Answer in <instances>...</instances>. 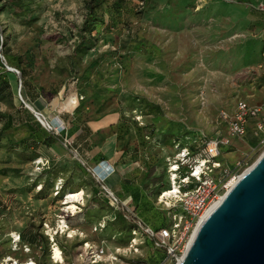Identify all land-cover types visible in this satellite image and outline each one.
Segmentation results:
<instances>
[{
    "label": "rangeland",
    "instance_id": "1",
    "mask_svg": "<svg viewBox=\"0 0 264 264\" xmlns=\"http://www.w3.org/2000/svg\"><path fill=\"white\" fill-rule=\"evenodd\" d=\"M89 1L0 0V58L12 69L19 58L27 72L25 78L7 69L0 72L2 264L41 261L40 249H15L13 240L23 235L30 241V235L43 233L56 241L51 250L60 249L64 264H94L86 244L108 254L127 250L118 261L103 258L97 264H138L164 257L144 235L132 240L131 233L115 227L95 232L113 208L97 193L99 176L78 165L82 161L74 149L55 140L52 147L28 150L29 156H39L34 161L18 158V144L30 139V132L11 127L6 116L22 109L17 97L22 79L32 82L38 96L36 103L26 98L30 107L54 126L58 112L100 124L96 146H90L96 156L87 165L89 172L96 169L106 176L102 160H113L116 168L107 186L117 189L128 207L134 202L122 182L136 181L142 174L143 182L133 186L142 188L154 204L156 215H148L152 222L164 218L169 229L185 220L173 198L166 203L159 199L176 178L172 166L180 150L177 144H192L199 135L209 140L218 131L225 135L221 116L232 113L240 99L264 103V0H103L98 12L103 22L86 32ZM82 36L89 50L78 53ZM72 57L76 72L71 76ZM75 95L79 101L72 110ZM263 140L250 126L245 137L232 138L215 178L230 181L240 162L248 163L243 171L254 166L264 153ZM62 184L68 194L57 197ZM75 193L84 195L76 210H70L68 196ZM192 235H186L185 245Z\"/></svg>",
    "mask_w": 264,
    "mask_h": 264
},
{
    "label": "built area",
    "instance_id": "2",
    "mask_svg": "<svg viewBox=\"0 0 264 264\" xmlns=\"http://www.w3.org/2000/svg\"><path fill=\"white\" fill-rule=\"evenodd\" d=\"M1 57L5 59L2 55ZM5 66L8 71H14L21 74L18 70L10 68L8 64H5ZM18 98L25 108L32 110L31 112L48 132H51L56 136H63V143L66 148L73 149V141L67 137V135H64L68 133V127L66 124L58 118V124L54 126L48 121L44 114L35 111L30 107L29 101L26 99L28 97L22 87L21 81L18 90ZM221 124L225 127V135L222 134V131H218V133L209 140H205V138L201 136L196 140L194 150H191L190 147L186 146H176V149H180L177 154L175 165L172 166V173L176 178L174 179L172 189L162 193L159 199L166 203L170 198H173V201L181 207L185 214L184 223H176L172 229L154 231L152 228L144 226L142 222H137L139 230L143 231L144 235L154 242L157 249L167 251L168 258L163 264H166L167 262H176L179 264L181 262L189 244L188 242V244L185 245L186 235L191 231H193L194 235L195 231L200 226L201 219L209 211L212 205L218 202L230 191V181L245 172L243 170L248 166V163L240 162L237 166L236 173L233 174L230 181H225L224 179L219 180L214 176L215 172L222 168L219 158L222 155L224 148H230L233 145L232 138L245 137L249 126L257 135H264V103L253 104L247 100L240 99L232 113L228 114L224 112L222 114ZM261 145L264 146V140ZM74 152L77 155L76 158H78V151L74 150ZM90 172L99 176L100 180L97 183L100 186L101 195L109 201L110 205L116 210L125 209L128 213H131L130 209L123 204V201L116 192L107 186V179L113 175L114 169L112 168V171L105 169L106 176L98 174L96 169H92ZM62 188L63 184L56 192L57 197ZM168 193H172V195L167 196ZM105 227L106 222H101L95 229V232H101ZM139 230L133 232L132 240L141 238ZM182 230L184 233H181ZM46 236L50 239V236ZM50 242L53 248V246L56 245V241L51 238ZM86 245L91 251L90 256L93 259L94 264H97L98 259L101 261L103 258L118 261V258L127 251L126 249L119 248L115 253L108 254L104 248L94 250L89 244ZM13 246L15 249H25L26 252L30 251L28 246H22L21 235L14 238ZM130 246H132L131 243ZM8 259H10L9 261H12L11 258ZM3 261H6L5 258H3ZM52 261L54 264H64L63 259L60 261L57 259L55 249L51 250V262ZM4 262L0 259V264ZM31 263L36 264L31 260L25 264ZM138 264L151 263L138 262Z\"/></svg>",
    "mask_w": 264,
    "mask_h": 264
},
{
    "label": "trees",
    "instance_id": "3",
    "mask_svg": "<svg viewBox=\"0 0 264 264\" xmlns=\"http://www.w3.org/2000/svg\"><path fill=\"white\" fill-rule=\"evenodd\" d=\"M238 2L248 3L246 0H239ZM102 5H103V0H90L87 3L86 8L88 11V16H87V20L84 24L83 30H85L86 32H88V31L91 32V31H93L96 24L103 22V18L98 14L99 10L102 8ZM0 33H1V27H0ZM2 45L4 46V43ZM77 49H78V53H84L87 50H89V46L87 45V41H86V38L84 36H82L81 42L79 43ZM71 59H72V61L70 63L69 69H70V74L72 76L76 72V63H75V60L73 57ZM5 60H6V58H5ZM19 61H20L19 58L16 59V62H17L16 69H18V71L20 73H22L24 78H25L27 75V72L20 65ZM8 66L12 67L11 65H8ZM5 69H7V68H6L5 64L3 63L2 59L0 58V72H1V70H5ZM0 79H4V78L0 77ZM4 81H5L4 83H6L7 85L9 84V81H7L6 79ZM1 84H2V81L0 82V86H1ZM21 84H22V87L26 93V96L29 98V100L33 103H36L38 96L35 92V86L32 84V82L28 79H22ZM18 90H17V93H18ZM17 97H18V94H17ZM21 105H22L21 106L22 109H19L14 114L7 115L6 118L8 119L11 127L23 126L29 130L30 139H28L26 141L24 140L18 144L19 149H21V151H22V154H18V158L25 159V157H26V160L28 162H31V161H34L39 156H37V154L34 156H32V155L29 156L27 154L28 150H30L36 146H40V145L44 146V147H52L55 144H57V142L55 140H57L58 142H63L64 137L63 136L62 137H60V136L52 137L51 135H48V133H50V132H48L42 126V124L37 120L35 115L29 109L25 108L22 103H21ZM77 131H79V130L77 129L76 132ZM84 131L88 132L89 139L92 140V142H88L89 144L87 146H85L84 150L80 149L78 147V145L81 143V141L86 140V136L80 135V137H78L79 140H77L78 142L76 143V141L73 140V138L69 137V133L64 134V135H67V137H69L73 141V149L78 151L79 157H80L82 162L77 161V160H75V161H77L78 165L81 166L82 168H84L89 175H92L91 172H89V170L87 168V165L90 164V161L92 159L89 158V156L86 154L87 153L86 149L88 148L90 151V146H92V145L96 146L94 139H95V136L99 135L100 133H96L92 137V135H90L92 133V131L90 129H87ZM198 137L200 138L201 135H199ZM196 140H197V137L192 144H184L183 143V145H182L181 143H179V144H177V146H179V147H185L186 146V147H190L191 150H194ZM105 161H106V159L102 160V162H105ZM149 167L150 166H147V169ZM141 171H142V173H145V171L143 169H141ZM143 179H144V176L141 174V177H139L136 181L128 180V179L123 180L122 184H124V186H126V188L130 189V194L132 195L134 206H132L133 208L131 206L130 207L127 206L130 209L131 213H128L125 209L116 210L115 208H113L111 206L113 208V209H111L112 213H111L110 217H107V219H105V222H106L105 229H107L108 227H115L114 229L118 230L119 232L127 231V232L131 233L132 238H133V232L139 230V226H138L137 222H142V224L144 226L150 227L154 231H159L162 229H169V227H167V225L164 222V218L160 219L159 224H157L156 222H152V219L148 216V215H156L155 214V206L152 202H150V200H148V198L146 197L145 192H144V190H142V188L133 186L134 184L140 185V183L143 182ZM124 186H123V188H124ZM95 187L97 189L98 195L101 198H104L101 195L100 186L96 181H95ZM169 190H170V188L164 190L162 193L167 192ZM66 194H68L66 191V184H63V188H62V190L58 196L63 197ZM116 194L118 195L117 192H116ZM118 196L120 197V195H118ZM104 199L107 200L106 198H104ZM120 199L122 200L121 197H120ZM107 202L109 203L108 200H107ZM173 210H175V209H172L171 211H173ZM182 212H183V210H182ZM183 214H184V212H183ZM97 215H98V213H97ZM159 216H160V214H159ZM86 219H90V216H86ZM100 223L101 222H99L98 224H100ZM104 230H102V231H104ZM139 232L141 233V235H144L143 231L139 230ZM147 239H149V238H147ZM21 240H22V246H28L30 248V250H32V249H38V250L40 249L41 250L42 260L39 261L35 258L37 264H51V246H52V244L50 242L49 237H47L44 233L43 234H35V235H30V241H27L26 238L23 237V235H21ZM149 240L152 241L151 239H149ZM58 244H59V240H58ZM153 246L155 247L154 242H153ZM60 248L66 253V256H67L66 248L63 245H60ZM155 249L158 250L157 248H155ZM159 250H162V249H159ZM162 252H164V257L160 261H156V262L150 261L148 263L163 264L168 258V253L166 250H162ZM1 258L2 257L0 256V259ZM28 258H30V257H27L25 259V261Z\"/></svg>",
    "mask_w": 264,
    "mask_h": 264
},
{
    "label": "water",
    "instance_id": "4",
    "mask_svg": "<svg viewBox=\"0 0 264 264\" xmlns=\"http://www.w3.org/2000/svg\"><path fill=\"white\" fill-rule=\"evenodd\" d=\"M179 264H264V153L198 227Z\"/></svg>",
    "mask_w": 264,
    "mask_h": 264
},
{
    "label": "crops",
    "instance_id": "5",
    "mask_svg": "<svg viewBox=\"0 0 264 264\" xmlns=\"http://www.w3.org/2000/svg\"><path fill=\"white\" fill-rule=\"evenodd\" d=\"M238 3H240V2H238ZM240 4H249V3H240ZM58 114H59L58 115L59 120L63 121L66 124V126L68 127L69 137L73 138V140H75L76 143L78 142L77 140H79L78 137H80V135L86 136V140L81 141V143L78 145V147L82 150H84L85 146H87L89 144L88 142H92V140L89 139L88 132L87 131L85 132L84 130L90 129L92 131V133L90 134V135H92V137L94 134L101 131V126L98 122H81L82 120H80L79 118L74 116L72 113L58 112ZM77 129L79 131L76 132ZM86 150H87L86 154L89 156V158H91L93 160L94 157L96 156L95 151H93V148L90 151L88 148ZM104 164H105V169H107L109 171L112 168L113 169L116 168V163L113 162V160H111V159L106 160L104 162ZM115 190L117 191V189H115Z\"/></svg>",
    "mask_w": 264,
    "mask_h": 264
},
{
    "label": "bare ground",
    "instance_id": "6",
    "mask_svg": "<svg viewBox=\"0 0 264 264\" xmlns=\"http://www.w3.org/2000/svg\"><path fill=\"white\" fill-rule=\"evenodd\" d=\"M78 99L75 96H73L71 98V106H72V110L76 107V105L78 104ZM80 104V103H79ZM65 106V105H64ZM67 109V108H66ZM252 168V167H251ZM249 168L247 171H245L243 173V175L233 179L230 181V190L237 185V183L243 178V176L250 171ZM84 193H80V194H70V196H68V201H67V204L71 205L70 207V210H76V202L77 201H80L81 198L83 197ZM172 193H168L167 196H171ZM223 200V198H221L218 202H216L214 205H212V207L209 209V211L204 215V217L201 219V222H200V225L212 214V212L218 207V205L220 204V202ZM71 234V238H73L74 235H76L73 231L70 232ZM56 256H57V259L60 261L62 260V256H61V253H60V249L59 250H56ZM64 260V258H63ZM32 264V263H31Z\"/></svg>",
    "mask_w": 264,
    "mask_h": 264
}]
</instances>
